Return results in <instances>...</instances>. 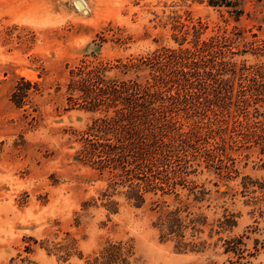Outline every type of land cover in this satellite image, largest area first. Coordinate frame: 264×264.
Returning a JSON list of instances; mask_svg holds the SVG:
<instances>
[{
    "label": "rangeland",
    "instance_id": "obj_1",
    "mask_svg": "<svg viewBox=\"0 0 264 264\" xmlns=\"http://www.w3.org/2000/svg\"><path fill=\"white\" fill-rule=\"evenodd\" d=\"M237 1L238 19L207 0H0V264H84L112 241L131 247L130 264H229L223 239L245 230L253 255L240 262L264 264V160L258 147L225 142L218 153L230 171L201 164L188 176L192 192L149 194L140 206L116 194L119 208L110 212L101 198L106 178L78 154L98 113L66 102L69 69L81 60L117 64V58L177 48L185 32L183 46L192 47L191 26L198 20L206 24L200 39L223 29L240 33L241 49L264 39V0ZM234 58L264 61L250 52ZM149 71L111 68L106 75L144 82ZM20 77L38 82L39 91L16 107L10 95ZM176 207L197 220L184 237L157 225L159 214ZM224 216L235 225L220 227Z\"/></svg>",
    "mask_w": 264,
    "mask_h": 264
},
{
    "label": "trees",
    "instance_id": "obj_2",
    "mask_svg": "<svg viewBox=\"0 0 264 264\" xmlns=\"http://www.w3.org/2000/svg\"><path fill=\"white\" fill-rule=\"evenodd\" d=\"M207 2L227 7L234 19L241 15L237 0ZM191 27L192 47L183 46L185 32L177 48L164 47L124 62L117 58V64L81 60L69 69L67 105L98 113L84 132L78 154L81 161L106 178L101 198L110 212L119 208L116 194H124L140 206L149 194L177 195L180 188L192 192L194 184L188 176L201 164L219 170L224 166L230 171L232 165H224L218 153L225 142L254 145L264 160V61L248 64L234 58L247 52L264 56V39L245 42L241 49L240 33L234 29L200 39L206 24L198 20ZM142 66L150 69L144 82L106 75L111 68L126 73ZM38 91V82L20 77L10 100L22 107L29 94ZM196 221L188 214L181 216V209L176 207L159 214L157 225L167 234L184 237L187 227L195 229ZM219 223L226 229L234 226L235 220L224 216ZM245 237L246 230L223 239V252L231 255L229 264H244L240 260L253 255L245 246ZM132 255L129 245L112 241L88 256L84 264H130Z\"/></svg>",
    "mask_w": 264,
    "mask_h": 264
},
{
    "label": "water",
    "instance_id": "obj_3",
    "mask_svg": "<svg viewBox=\"0 0 264 264\" xmlns=\"http://www.w3.org/2000/svg\"><path fill=\"white\" fill-rule=\"evenodd\" d=\"M77 3H78V5L80 6V2H79V1H77Z\"/></svg>",
    "mask_w": 264,
    "mask_h": 264
}]
</instances>
